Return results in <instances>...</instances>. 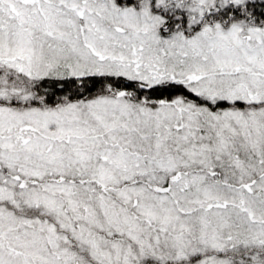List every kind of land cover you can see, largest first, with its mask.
Returning a JSON list of instances; mask_svg holds the SVG:
<instances>
[{
	"label": "snow or ice",
	"instance_id": "snow-or-ice-1",
	"mask_svg": "<svg viewBox=\"0 0 264 264\" xmlns=\"http://www.w3.org/2000/svg\"><path fill=\"white\" fill-rule=\"evenodd\" d=\"M0 264H264V0H0Z\"/></svg>",
	"mask_w": 264,
	"mask_h": 264
}]
</instances>
